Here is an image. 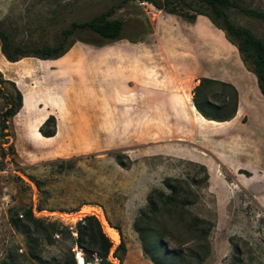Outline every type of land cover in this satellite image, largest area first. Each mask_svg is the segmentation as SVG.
<instances>
[{
  "label": "rangeland",
  "instance_id": "374dc122",
  "mask_svg": "<svg viewBox=\"0 0 264 264\" xmlns=\"http://www.w3.org/2000/svg\"><path fill=\"white\" fill-rule=\"evenodd\" d=\"M232 1L264 13V0ZM107 3L0 0V27L21 47L50 44L59 28L89 18ZM139 5L151 30L137 40L100 43L86 33L56 59L24 56L10 62L0 52V71L23 97L11 118L13 137L0 127V264H57L70 246L65 232L50 243L38 239L35 244L31 222H25L32 232L27 244L9 224V211L30 208L33 218L71 230L85 214L77 212L89 207L102 213L122 237L125 252L119 262L113 256L119 242L116 230L118 240L111 241L107 255L112 264H152L141 251L133 222L146 207L148 193L163 189L166 177L181 179L183 191L194 195L185 207V222L197 216L213 225L209 253L199 264H232L230 242L240 247L241 264H264V206L251 200V194L264 193V98L250 61H243L224 31L205 16L187 22L149 3ZM176 10L193 14L179 6ZM224 11L234 25L264 42L261 20L236 7ZM135 15L128 7L112 16L124 18L131 34L139 24ZM201 77L234 86L238 100L230 119H208L195 109L192 91ZM202 93L212 106L209 113H230L229 87L209 81ZM48 114L56 128L53 136L45 137L38 127ZM252 125L262 130L261 139L247 137ZM240 127L241 139L223 140ZM57 158L71 159L45 164ZM209 163L216 165L219 179L212 190ZM29 177L42 181L40 189ZM176 221L164 219L168 226ZM70 250L77 258V249ZM35 251L45 262L35 260Z\"/></svg>",
  "mask_w": 264,
  "mask_h": 264
},
{
  "label": "trees",
  "instance_id": "16d2710c",
  "mask_svg": "<svg viewBox=\"0 0 264 264\" xmlns=\"http://www.w3.org/2000/svg\"><path fill=\"white\" fill-rule=\"evenodd\" d=\"M107 2V7L104 10L85 20H72L67 26L59 28L53 34L50 44L41 43L35 47H21L22 45L15 43V37L11 32L0 27V52L10 62L24 56L56 59L66 53L74 42L80 40L77 36L86 33L95 36L98 39L97 42L100 43H110L121 39L137 40L151 30L139 5L141 2H145L187 22H193L195 15L205 16L216 28L224 31L242 55L243 61L245 59L250 61V71L255 76L258 90L264 98V42L255 38L247 29L234 25L229 20L224 8L236 7L243 14L257 18L264 23L262 11L240 7L232 0H107ZM178 6L192 11L193 14L182 12V10L177 11ZM128 7L136 12L134 21L136 20L140 24L131 34L126 32L124 18L112 16L117 10ZM209 81L229 87L228 99L231 103V110L228 115L209 113L208 109L212 106L202 99L204 83ZM192 93L193 106L205 118L222 121L230 119L235 113L237 91L229 83L201 77ZM221 98L222 101H225L227 97L222 95ZM0 99L2 101L0 127L7 129V132L13 137L11 118L21 108L23 97L15 82L4 77L1 71ZM55 128L54 116L48 114L39 125L38 130L41 135L50 137L55 134ZM70 159L57 158L47 161L45 164L47 166L64 164L68 163ZM29 179L33 181L37 189H40L42 181L32 177ZM182 182L176 177L164 178L162 180L163 189H152L148 193L146 207L139 212L133 222V230L137 233L141 251L152 264H199L209 253L208 234L213 225L209 220L197 216H192L188 223L185 222V207L193 202L194 195L189 191H183ZM40 209L41 207L38 205L37 210ZM167 217L176 219V224L174 226L166 225L164 219ZM8 222L25 237L27 244L32 240V232L25 222L33 223L35 244L38 239L50 243L54 235L59 237L65 232V235L70 239V246L66 248L61 259L56 260L57 264H78L70 247H75L80 251L82 260L86 264H112L107 258L112 240L109 239L110 237L96 214L87 213L81 216L76 220L71 230L55 221L44 222L40 218H33L30 208L22 213L9 211ZM107 223L109 224L108 221ZM116 230L119 234V242L113 251L117 255L113 256L120 262V255L125 252V245L119 230L117 228ZM230 244L233 251L232 264H241L240 247L231 242ZM35 260L40 263L45 262L36 251Z\"/></svg>",
  "mask_w": 264,
  "mask_h": 264
},
{
  "label": "crops",
  "instance_id": "0c3cea01",
  "mask_svg": "<svg viewBox=\"0 0 264 264\" xmlns=\"http://www.w3.org/2000/svg\"><path fill=\"white\" fill-rule=\"evenodd\" d=\"M219 81L220 82H223V83H228L227 81H224L222 79H219ZM229 84H231V83H229ZM237 100H238V93H237ZM236 108H237V103H236ZM244 108L246 109V105H245ZM235 113H236V109H235ZM235 113H234V115H235ZM249 125L250 124L245 125L244 126V129L242 127H240L238 131H236L233 134H230L229 136L228 135L225 136L223 138V140L224 141H229V139H231L232 141H234L237 138L241 139L242 138V135H240V132L239 131H241L242 129L244 131L247 130V128L249 127ZM252 126H254L253 128L251 127V129L253 130V132H251L252 135L250 133V135H248L247 137L249 139H251V138H260L261 139L263 137L262 136V130L259 129L258 126H256V125H252ZM258 132H260V134ZM215 160L216 161H219V158H217L215 156ZM215 166L212 165V164H210V163L208 164V167H210V170H208V188L211 189V190H212V188L214 189V187L218 184L217 182L219 181V179H217L218 177H216V172H215L216 171V168H215ZM229 166L230 167H233V165H229ZM233 168H235V167H233ZM238 168H242V167H236L235 169H238ZM212 178H214L213 181H211ZM223 180H225V179H223ZM251 200H253L254 202H256V204H258V205H260V206L263 207L264 205L261 204V200H264V193H253V194H251Z\"/></svg>",
  "mask_w": 264,
  "mask_h": 264
},
{
  "label": "bare ground",
  "instance_id": "6f19581e",
  "mask_svg": "<svg viewBox=\"0 0 264 264\" xmlns=\"http://www.w3.org/2000/svg\"><path fill=\"white\" fill-rule=\"evenodd\" d=\"M77 213H85V214L93 213V214H96L98 216V218L100 219L102 226L104 227V230L107 233V235L110 237V239L114 242L118 240V234H117L116 230L107 223V221L103 217L102 213L98 212L96 209L93 208V210H92V207H91V209L89 207V210L84 209V210H81ZM76 253H77L78 264H86L82 260L80 251L76 250ZM92 264H94V263H92Z\"/></svg>",
  "mask_w": 264,
  "mask_h": 264
},
{
  "label": "water",
  "instance_id": "95a60500",
  "mask_svg": "<svg viewBox=\"0 0 264 264\" xmlns=\"http://www.w3.org/2000/svg\"><path fill=\"white\" fill-rule=\"evenodd\" d=\"M135 3H137V1H135ZM222 121H224V120H222ZM76 258V257H75ZM77 260V259H76Z\"/></svg>",
  "mask_w": 264,
  "mask_h": 264
}]
</instances>
